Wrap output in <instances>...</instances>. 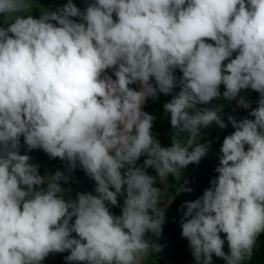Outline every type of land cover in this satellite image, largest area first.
Returning a JSON list of instances; mask_svg holds the SVG:
<instances>
[{
    "label": "clouds",
    "instance_id": "clouds-1",
    "mask_svg": "<svg viewBox=\"0 0 264 264\" xmlns=\"http://www.w3.org/2000/svg\"><path fill=\"white\" fill-rule=\"evenodd\" d=\"M30 6L0 0V264L64 252L66 264H146L163 249L146 234L162 233L169 176L207 155L202 128L227 127L221 97L247 116L228 115L217 175L181 205V237L196 264H246L264 233V0H67L39 17ZM159 94H172L170 146L144 111ZM21 137L67 173L79 166L95 194L65 199L69 176L41 175Z\"/></svg>",
    "mask_w": 264,
    "mask_h": 264
},
{
    "label": "trees",
    "instance_id": "trees-1",
    "mask_svg": "<svg viewBox=\"0 0 264 264\" xmlns=\"http://www.w3.org/2000/svg\"><path fill=\"white\" fill-rule=\"evenodd\" d=\"M37 4L46 6L47 10L57 9L56 0H34ZM77 19V18H73ZM3 18L0 17V26H2ZM211 42V41H209ZM176 75L179 76L181 73L177 70ZM136 87V86H133ZM179 88L173 90V94L178 93ZM254 101L256 102L259 98L257 93L253 91ZM172 94L164 95L159 94L156 100L149 99L145 106L144 111L155 117L153 133L157 134V139L160 141L162 146H170L173 136V129L170 123V115L164 111L163 105L170 101ZM213 105H223L224 111L221 116L226 122L228 115H231L234 111L236 102L227 101L221 97L218 100L212 102ZM198 107H205V105H198ZM203 136L199 138L198 143H209L212 144L213 140L217 135L216 125H212L208 128H202L200 130ZM187 133L183 134V137L187 138ZM21 145H23V138L21 137ZM34 158L33 155H31ZM45 157L44 152L39 158L41 161V166L39 167V172L41 175H45L46 163L43 162ZM141 161L139 164H142ZM216 165L212 160L208 158V154L201 159L198 164H191L186 169L182 171V177L180 181L169 176L168 178V196L172 197L169 206L166 208L165 222L162 226V233L160 235L163 249L160 252H155L150 255L152 262L148 264H190L193 261V256L191 252L187 249L188 242L186 239L181 237V227L180 220L182 217V211L180 210L181 205L185 201H193L203 194L204 189L210 186V181L213 179L217 173L215 172ZM149 175L155 176L156 173L154 169H147ZM79 177L72 181L70 184L64 185L69 188L72 192V196L76 198L77 193H87L90 191V178L86 173H78ZM191 182L192 191L189 192H178L177 187L179 184H183L184 181ZM167 200V197H166ZM118 206H110L112 212L118 210ZM74 235V233H73ZM147 237L151 233L146 234ZM60 260L54 264H66L65 257L69 254L68 252L60 253ZM219 264H225V261L221 259ZM246 264H264V233H262L257 239V246L253 250L252 258L246 261Z\"/></svg>",
    "mask_w": 264,
    "mask_h": 264
},
{
    "label": "rangeland",
    "instance_id": "rangeland-1",
    "mask_svg": "<svg viewBox=\"0 0 264 264\" xmlns=\"http://www.w3.org/2000/svg\"><path fill=\"white\" fill-rule=\"evenodd\" d=\"M44 9L47 10V7L46 6L39 5L34 0H31V6L27 10V12L30 13L31 15H33L34 17H39L40 11H43ZM2 26H6V24L4 22V19L2 20ZM109 74H111V72H109ZM221 92H223V86H221ZM241 95L245 96L248 99V101L251 103V106L253 108L256 106V103L254 101V94H253V91L252 90H250V89L249 90H245V91H243L241 93ZM231 115H233L237 120H239V119L247 116V110H245L243 108H240L236 104L235 105V108H234V111H233V113ZM225 123L227 124V127L224 128V129H220L218 126H216L217 135H216L215 139L213 140L212 144L209 146V151L207 153L208 154V158L210 160H212L216 165L219 164L220 148H221V145H222V142H223L224 137L226 135L231 134L234 131V129L232 128V125L230 123H228V120ZM202 136H203V134L201 132L200 137H202ZM157 137L158 136L156 134V138ZM42 153H43L42 150L35 149V150H32V151L28 152L25 146L22 145V147H21V154H28L30 157H31V155H33L34 158L31 157V163H34L36 165H38V163H41L40 160H39V158L42 156ZM43 160H47V162L48 161L51 162L49 164V166H50V168H49L50 169V172L49 173H53L56 170H60L62 172H65L66 175L69 176L68 182L65 183V182L62 181L61 186H62L63 189H65V192H64L65 199H69V198L75 199L71 195L72 194L71 190L69 188H66L64 185L70 184L72 181H74L75 179H77L79 177L78 173H85V172L78 166L71 173H67V170H66L67 169V162L66 161L60 160V164H59V166H57L56 163H57L58 158H56V159H50L47 154H45V157L43 158ZM143 160H144V157H141V159L138 161V164L141 161H143ZM52 164H55V165H52ZM54 167H56V168L54 169ZM90 181H91L90 191L93 194H95L94 193L95 182L93 180H91V179H90ZM156 186L161 187V188L164 187L163 185L159 184V182L157 183ZM184 186L190 188L191 187V182L190 181H187V184H185ZM122 203H123V197H118V204L122 205ZM164 203H167V200H165ZM169 204L170 203H168L166 205V208L169 206ZM162 206H164V205L162 204ZM166 208H165V210H166ZM120 211H121V209L119 207L116 212L115 211L113 212V214L119 215L120 214ZM75 235L76 234L74 233L73 236H75ZM148 238L150 240H152V241H154V242L162 245V241H161L160 236H159V238H157L154 234L151 233V235ZM187 249L190 251V249H189L188 246H187ZM224 250H225V252H227V250H228L227 249V246H224ZM60 256H61L60 253L50 254L48 257L45 258V260L42 262V264H54V263H56V262H58L60 260ZM220 261H221V258L216 257L213 260V264H219ZM149 262H152V259H151L150 256L147 259L146 264H148ZM190 264H196L194 258H193V261Z\"/></svg>",
    "mask_w": 264,
    "mask_h": 264
},
{
    "label": "crops",
    "instance_id": "crops-1",
    "mask_svg": "<svg viewBox=\"0 0 264 264\" xmlns=\"http://www.w3.org/2000/svg\"><path fill=\"white\" fill-rule=\"evenodd\" d=\"M88 2H90V0H73V3L78 7V8H80L81 10H83L85 7H86V5H87V3ZM65 3H67V0H56V6H57V8H60V7H62ZM41 162V161H40ZM43 162L44 163H46L47 165H46V168H45V175H48V176H50V175H52V174H54L55 172H53V173H49L50 172V166H49V164L51 163V162H47V160H43ZM59 164H60V159L58 158V160H57V163H56V165L57 166H59ZM52 165H55V164H52ZM38 166L40 167L41 166V163H38ZM56 167H54V169H55ZM61 184H62V181H61ZM222 235V238H223V236H224V234H221ZM225 246H227V243H225ZM216 257H215V255H213V260L215 259Z\"/></svg>",
    "mask_w": 264,
    "mask_h": 264
},
{
    "label": "built area",
    "instance_id": "built-area-1",
    "mask_svg": "<svg viewBox=\"0 0 264 264\" xmlns=\"http://www.w3.org/2000/svg\"><path fill=\"white\" fill-rule=\"evenodd\" d=\"M257 97L259 98V94L257 93Z\"/></svg>",
    "mask_w": 264,
    "mask_h": 264
}]
</instances>
